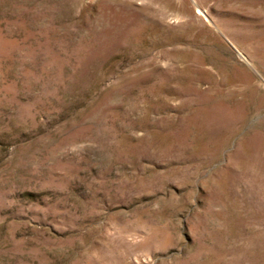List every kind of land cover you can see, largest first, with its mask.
I'll use <instances>...</instances> for the list:
<instances>
[{
    "label": "rangeland",
    "instance_id": "obj_1",
    "mask_svg": "<svg viewBox=\"0 0 264 264\" xmlns=\"http://www.w3.org/2000/svg\"><path fill=\"white\" fill-rule=\"evenodd\" d=\"M0 264H264V0H0Z\"/></svg>",
    "mask_w": 264,
    "mask_h": 264
}]
</instances>
